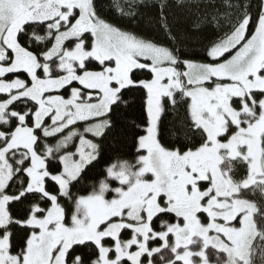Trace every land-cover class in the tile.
<instances>
[{
    "label": "snow or ice",
    "instance_id": "obj_1",
    "mask_svg": "<svg viewBox=\"0 0 264 264\" xmlns=\"http://www.w3.org/2000/svg\"><path fill=\"white\" fill-rule=\"evenodd\" d=\"M142 3L114 7L133 18ZM192 3L193 28L229 24L207 62L182 57L165 0L158 22L172 46L115 26L95 0H0V264H213L210 250L215 264H264V0L255 13L251 0H224L225 12ZM132 89L144 112L135 163H113L98 189L74 193L100 156L86 134L102 138ZM181 105L170 132L186 143L172 148L160 125ZM257 191L260 202L248 198Z\"/></svg>",
    "mask_w": 264,
    "mask_h": 264
},
{
    "label": "trees",
    "instance_id": "obj_2",
    "mask_svg": "<svg viewBox=\"0 0 264 264\" xmlns=\"http://www.w3.org/2000/svg\"><path fill=\"white\" fill-rule=\"evenodd\" d=\"M101 14L108 21L124 30L133 32L140 36L149 38L158 43L172 46L170 41L161 28L159 21V4L161 0H143V3L138 9L135 17L129 18L126 15H121L114 7L115 0H95ZM168 7L165 9L168 22L171 26L172 33L176 36V45L180 47L183 58L192 59L195 62H207L205 49L214 41H217L224 36L225 32L229 30V24L224 16L219 18V27H216L213 22L205 23L200 28H193V21L197 19L194 15L195 4L192 0H165ZM217 8L221 12L228 11L222 7L224 0H214ZM236 3L237 0H231ZM242 2V0H241ZM252 11L255 13L258 8L259 0H251ZM124 4L123 1H120ZM204 3H201L203 9ZM191 8V10H190ZM210 20V17H209ZM43 33L42 30H38ZM183 66H181V69ZM141 78H145L141 75ZM142 91L132 89L125 91L123 101L118 107L113 108L110 113L112 127L109 128L102 138L97 139L100 144V156L98 161L88 167L83 175V180L73 188V192L78 195H87L93 188L99 187V181L106 176V167L113 163L128 161L135 163L136 139L142 133V126L144 124L143 99ZM23 107V105H21ZM186 106L181 105L178 114L172 111H167L162 116V123L160 125V140L163 144L175 148L180 147L186 141L175 140L171 135L170 130L177 124V122L185 116ZM139 126V127H138ZM56 164L54 168L59 167ZM110 186L116 187L117 182L109 180ZM113 193H107L110 197ZM260 200V199H259ZM259 202V201H258ZM27 203V202H25ZM23 205L13 204L11 211L14 216L22 215L21 209ZM159 226V221L155 222ZM13 244L18 245L24 237V231L20 228L14 229ZM123 237V234H122ZM18 247L13 248V252L18 251ZM88 249H78V254H86Z\"/></svg>",
    "mask_w": 264,
    "mask_h": 264
},
{
    "label": "rangeland",
    "instance_id": "obj_3",
    "mask_svg": "<svg viewBox=\"0 0 264 264\" xmlns=\"http://www.w3.org/2000/svg\"><path fill=\"white\" fill-rule=\"evenodd\" d=\"M121 1V0H120ZM123 1V3H125V0H122ZM39 34H41V33H39ZM41 35H43V33L41 34ZM181 70H184L183 68L181 69ZM19 75V78H25V76H26V74H18ZM14 78H17V75L16 74H7V79L8 80H11V79H14ZM73 86H79L78 84H76L75 82H74V85ZM61 94L62 95H64L65 96V98H67L68 97V95L70 94V89H68V90H62L61 91ZM0 98H3V95L2 94H0ZM49 123H50V121H49ZM78 127L82 130L83 129V127H84V124L83 123H79V125H78ZM67 131V130H66ZM66 134V133H65ZM60 137L59 136H57V137H54V138H50L49 140H48V143L49 144H55L56 143V141L59 139ZM86 138H88V139H94L95 140V142H97V138H93L90 134H86ZM98 143V142H97ZM76 144H78V138H75L74 139V143L70 146V149L69 150H71V151H74L75 150V146H76ZM58 165L59 164V162H58V160L57 161H55V162H50V167H52V168H54V166L55 165ZM244 171V169H242V168H240V166H237V174L239 175V174H241L242 172ZM111 187H113V186H111ZM107 194V193H106ZM105 194V195H106ZM247 195V194H246ZM113 196V195H112ZM112 196H110V197H107L106 196V198H112ZM248 198L249 199H255V200H257V201H261V197H260V194H259V192L257 191V195L256 196H248ZM260 199V200H259ZM62 203H64V201L62 200ZM67 207H70V205H68ZM69 220H70V217H69ZM123 234V237L122 238H124V239H127V238H130V232L129 231H125V232H123L122 233ZM134 250V249H133ZM210 258H211V260H212V262H213V264H215V262H216V259H217V256L215 255V250H210ZM221 258H223V254H221ZM196 259H198V258H196Z\"/></svg>",
    "mask_w": 264,
    "mask_h": 264
}]
</instances>
